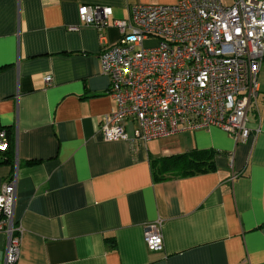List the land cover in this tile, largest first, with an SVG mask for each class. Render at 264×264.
<instances>
[{"label":"crops","instance_id":"obj_1","mask_svg":"<svg viewBox=\"0 0 264 264\" xmlns=\"http://www.w3.org/2000/svg\"><path fill=\"white\" fill-rule=\"evenodd\" d=\"M177 1L0 0V127L9 137L0 189L15 178L17 264H264V60L243 142L217 127L147 142L107 143L99 133L116 104L98 32L79 26L78 8L112 9L103 30L111 45L113 21L133 6ZM192 151L214 152L215 169L153 181L151 161ZM155 223L163 248L148 251ZM5 245L0 234V264Z\"/></svg>","mask_w":264,"mask_h":264},{"label":"built area","instance_id":"obj_2","mask_svg":"<svg viewBox=\"0 0 264 264\" xmlns=\"http://www.w3.org/2000/svg\"><path fill=\"white\" fill-rule=\"evenodd\" d=\"M111 16L109 7L78 8L79 26L98 32L102 50L97 60L116 104L99 128L104 142H147L208 127L236 142L250 136L248 114L256 106L264 60V0H234L230 6L221 0L135 5L128 19L113 21L120 36L108 45L103 30ZM43 80L52 81L50 76ZM8 149V131L0 127V158ZM15 181L10 178L0 189L3 264L19 259L22 228L13 216ZM159 225L146 229L148 251L163 248Z\"/></svg>","mask_w":264,"mask_h":264},{"label":"trees","instance_id":"obj_3","mask_svg":"<svg viewBox=\"0 0 264 264\" xmlns=\"http://www.w3.org/2000/svg\"><path fill=\"white\" fill-rule=\"evenodd\" d=\"M212 151H192L187 154L158 159L150 162L154 182H163L174 177H188L215 169Z\"/></svg>","mask_w":264,"mask_h":264}]
</instances>
